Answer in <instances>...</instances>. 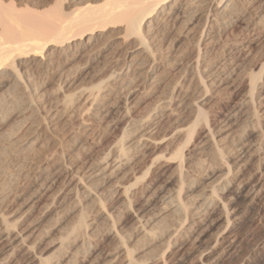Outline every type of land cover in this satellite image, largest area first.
<instances>
[{
	"label": "bare ground",
	"instance_id": "6f19581e",
	"mask_svg": "<svg viewBox=\"0 0 264 264\" xmlns=\"http://www.w3.org/2000/svg\"><path fill=\"white\" fill-rule=\"evenodd\" d=\"M29 3L0 0V264H241L235 228L264 229V0Z\"/></svg>",
	"mask_w": 264,
	"mask_h": 264
},
{
	"label": "rangeland",
	"instance_id": "374dc122",
	"mask_svg": "<svg viewBox=\"0 0 264 264\" xmlns=\"http://www.w3.org/2000/svg\"><path fill=\"white\" fill-rule=\"evenodd\" d=\"M30 1V5L29 6H31L32 8H35V9H40V8H42V7H44V6H47L48 4H50L51 3V1L52 0H29ZM68 4H70V3H72V4H74V5H77V3H78V5L80 4H83L84 2H86L87 0H75V2H73L74 0H65ZM84 1V2H83ZM71 5V4H70ZM246 31L242 28V27H238V25H237V27H236V25L235 26H233V27H231L230 29H228V31L225 33V35L223 36V41L226 39V41L225 42H227V40H228V43L227 44H229L228 45V47L230 46V44L232 43L231 41L233 40V43L235 42V41H238V40H241V39H243L244 37H246V33H245ZM245 34V35H244ZM225 36L227 37V38H225ZM242 38H241V37ZM240 38V39H239ZM236 39V40H235ZM238 39V40H237ZM235 40V41H234ZM231 43H230V42ZM263 42H264V35H263ZM232 43V44H233ZM231 44V45H232ZM111 49H109V51H110ZM219 58H221V57H219ZM242 67L243 66H241L240 67V70L242 69ZM222 104H219L218 106H214V107H212V108H215L214 109V111H218V110H220L221 108H222ZM217 107V108H216ZM217 109V110H216ZM210 110H211V112H212V110L213 109H211L210 108ZM213 111V112H214ZM11 170V169H10ZM245 174H247V172H244ZM244 173H243V178H247V176H248V174L247 175H245L244 176ZM1 180V179H0ZM5 181V182H4ZM6 180H1L0 181V187H1V190H0V195H4V193H5V191H7L8 192V190L10 189V193L8 192H6L5 194H7V195H9V197H10V199L11 198H13L14 197V195L16 194V190L18 189V187H14V186H12V185H10V184H7L8 185V187H7V185H6ZM12 186V187H11ZM10 187V188H9ZM5 188V189H4ZM11 188H12V191H11ZM4 191H3V190ZM16 191H14V190ZM19 190V189H18ZM3 192V193H2ZM12 192V193H11ZM13 194V195H12ZM233 194H235V196H236V192H234ZM13 196V197H12ZM241 199V200H240ZM244 200L241 198V197H238L237 198V200H236V205H238L239 204V208H244L245 207V205H244V203L245 202H243ZM14 204V203H13ZM243 206V207H242ZM238 207V206H237ZM243 222H244V224H243ZM242 223H240L238 226H237V228H235L236 230H235V233L238 231V234H237V237H238V239H239V247H240V253H239V255L240 256H243L244 257V259H242L243 257H240V259H242L240 262H241V264H264V240L262 239L263 238V234H264V229L261 231V232H259V234H258V232H257V230H254V223H251V221H248V220H244ZM247 225H246V224ZM250 225H249V224ZM241 225V226H240ZM253 227L252 229H251V227ZM247 227V228H246ZM250 227V228H249ZM255 232V233H254ZM263 232V233H262ZM257 233V234H256ZM252 234V235H251ZM254 234V235H253ZM239 235H242V236H239ZM244 235V236H243ZM249 235V236H248ZM252 238H251V237ZM255 236V237H254ZM249 239V240H247L246 241V239ZM261 238V240H259V238ZM258 239V240H257ZM246 241V242H244V241ZM254 240H256V241H254ZM250 241V242H249ZM260 243H259V242ZM253 242L255 243V244H253ZM258 242V243H257ZM246 243V244H245ZM254 246H253V245ZM249 245V246H248ZM252 247H251V246ZM256 245V246H255ZM247 248V249H245V248ZM245 250V251H244ZM245 254V255H244Z\"/></svg>",
	"mask_w": 264,
	"mask_h": 264
}]
</instances>
